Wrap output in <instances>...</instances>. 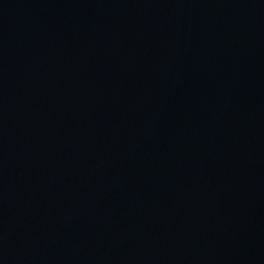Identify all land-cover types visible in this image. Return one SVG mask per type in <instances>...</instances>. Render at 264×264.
Returning a JSON list of instances; mask_svg holds the SVG:
<instances>
[{
  "label": "water",
  "instance_id": "95a60500",
  "mask_svg": "<svg viewBox=\"0 0 264 264\" xmlns=\"http://www.w3.org/2000/svg\"><path fill=\"white\" fill-rule=\"evenodd\" d=\"M0 264H264V0H0Z\"/></svg>",
  "mask_w": 264,
  "mask_h": 264
}]
</instances>
